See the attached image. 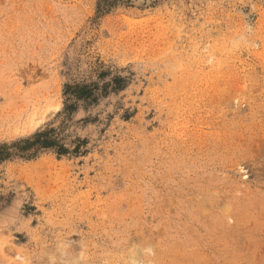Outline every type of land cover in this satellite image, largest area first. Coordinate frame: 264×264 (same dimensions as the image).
Segmentation results:
<instances>
[{"label": "rangeland", "instance_id": "obj_1", "mask_svg": "<svg viewBox=\"0 0 264 264\" xmlns=\"http://www.w3.org/2000/svg\"><path fill=\"white\" fill-rule=\"evenodd\" d=\"M97 2L0 0V144L85 141L0 165V264H264V0Z\"/></svg>", "mask_w": 264, "mask_h": 264}, {"label": "trees", "instance_id": "obj_2", "mask_svg": "<svg viewBox=\"0 0 264 264\" xmlns=\"http://www.w3.org/2000/svg\"><path fill=\"white\" fill-rule=\"evenodd\" d=\"M123 3L124 0H98L96 5L97 14H106L114 6ZM113 84L116 87L115 89H118L120 86L116 80L113 81ZM105 89L106 85L99 89L97 84L65 86V105L62 113L71 114L75 111L78 102H82L85 105L95 104L99 97H104L107 94ZM63 140L58 129H49L37 132L28 138L17 140L10 144H0V165L14 159H33L45 150H53L59 156L83 153L81 150L85 141L75 139L74 142L76 144L73 146L74 148L69 150V148L64 146Z\"/></svg>", "mask_w": 264, "mask_h": 264}]
</instances>
